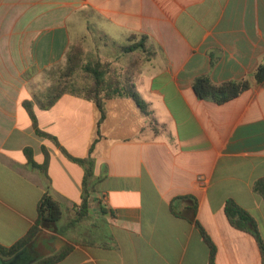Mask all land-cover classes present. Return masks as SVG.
<instances>
[{"label":"crops","instance_id":"0c3cea01","mask_svg":"<svg viewBox=\"0 0 264 264\" xmlns=\"http://www.w3.org/2000/svg\"><path fill=\"white\" fill-rule=\"evenodd\" d=\"M133 35L156 52L135 81L150 115L113 99L99 126L96 105L72 94L40 107L47 71L65 63L73 40L114 45ZM263 61L264 0H0V244L27 235L48 194L63 217L44 231L73 247L57 264H210L203 232L215 264H262L257 240L231 225L226 204L248 211L264 240L254 190L264 177V82L224 105L200 99L193 83L245 80ZM27 101L55 140L36 132ZM97 139L89 217L71 225L86 176L76 159ZM28 148L40 165L47 149L46 175L30 167Z\"/></svg>","mask_w":264,"mask_h":264},{"label":"trees","instance_id":"16d2710c","mask_svg":"<svg viewBox=\"0 0 264 264\" xmlns=\"http://www.w3.org/2000/svg\"><path fill=\"white\" fill-rule=\"evenodd\" d=\"M102 39L107 42L109 38L104 37ZM81 43V40H77L70 44L66 55L65 71L62 76L58 77L54 87L47 90L43 100L37 98L40 107L47 110L63 95L72 94L87 99L96 105L100 113L99 126L107 118V102L113 99H130L143 113L150 115L149 105L139 94L135 85L136 77L141 69L156 56L148 38L144 35H133L128 38L125 44H114L122 55L130 56L128 64L124 67L118 64L119 61L101 59L94 51L85 52ZM253 81L256 83L264 82V61L248 79L215 84L208 76H201L194 81L193 89L200 99L211 100L218 105H224L249 90ZM25 106L33 120L36 132L41 136L55 140L53 136L38 128L32 103L27 101ZM97 141L98 139L91 146L89 156L86 159H76L85 166L86 176L78 217L71 222V225L89 217L90 199L95 191V183H91L90 180L94 177L93 152ZM43 151L45 162L41 165L35 162L30 148L25 150V154L30 167L46 175L50 155L46 148H43ZM254 190L264 199V177L255 183ZM193 200L195 201V198ZM226 214L232 226L239 230L248 231L255 237L261 251L262 264H264V240L254 217L233 200L227 202ZM62 217V205L52 196L45 195L38 205V217L35 225L26 236L12 246L7 247L0 244V254L11 258L35 246L41 240L44 230L52 231ZM203 235L210 247V264H215V248L205 232ZM72 251L73 247L66 246L54 254L39 255L29 264H57L70 255Z\"/></svg>","mask_w":264,"mask_h":264},{"label":"rangeland","instance_id":"374dc122","mask_svg":"<svg viewBox=\"0 0 264 264\" xmlns=\"http://www.w3.org/2000/svg\"><path fill=\"white\" fill-rule=\"evenodd\" d=\"M77 40L82 41L81 45L83 46L85 52L94 51L101 59H109L115 62L119 61L118 64L123 67L128 64L130 56L122 55L117 47L112 45L111 43L106 45L105 39H102L101 42L98 39L99 41L97 42L95 38L81 37L76 38L73 41ZM66 64L67 57L65 63L55 66L47 71L46 75L48 82L46 83L49 84V89L54 87L58 77L60 75L62 76V73L65 71ZM46 231L48 230L46 229ZM54 232H57V230H54ZM44 233L45 234H43L41 240L35 246L21 252L20 258L17 260L16 264H25L24 261L26 260L32 261L39 255H51L66 247H62L59 241L51 239L49 236H47V232L44 231Z\"/></svg>","mask_w":264,"mask_h":264},{"label":"water","instance_id":"95a60500","mask_svg":"<svg viewBox=\"0 0 264 264\" xmlns=\"http://www.w3.org/2000/svg\"><path fill=\"white\" fill-rule=\"evenodd\" d=\"M14 260V257H4L0 254V264H7L8 262Z\"/></svg>","mask_w":264,"mask_h":264},{"label":"flooded vegetation","instance_id":"af4514ba","mask_svg":"<svg viewBox=\"0 0 264 264\" xmlns=\"http://www.w3.org/2000/svg\"><path fill=\"white\" fill-rule=\"evenodd\" d=\"M20 255H21V253H20L19 255L15 256V257H14V260L8 262L7 264H16L17 260L20 258ZM32 261H33V260H32ZM24 262H25V264H29V263H31V261H28V260H26V261H24Z\"/></svg>","mask_w":264,"mask_h":264}]
</instances>
